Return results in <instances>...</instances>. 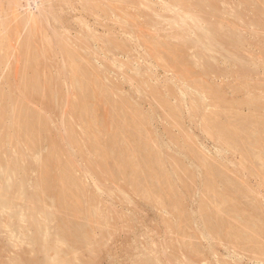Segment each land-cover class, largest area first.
Masks as SVG:
<instances>
[{
	"label": "rangeland",
	"instance_id": "374dc122",
	"mask_svg": "<svg viewBox=\"0 0 264 264\" xmlns=\"http://www.w3.org/2000/svg\"><path fill=\"white\" fill-rule=\"evenodd\" d=\"M139 1L0 0V175L11 158L24 170L15 177L24 192L13 191L6 210L0 198V264H44L45 256L51 264H264V0ZM189 13L199 25L222 23L221 34L231 29L242 40L234 47L220 36L222 49L209 52L206 73L192 29L179 35V17L192 25ZM185 37L194 53L182 47ZM76 78L93 79L94 88L85 94L89 84L79 88ZM36 115L43 127H35ZM64 169L71 179L60 191L52 176ZM7 183L1 180L0 189ZM30 192L40 195L37 205L47 212L32 209L40 230L27 220ZM36 230L45 241L62 240L44 255L32 242Z\"/></svg>",
	"mask_w": 264,
	"mask_h": 264
},
{
	"label": "bare ground",
	"instance_id": "6f19581e",
	"mask_svg": "<svg viewBox=\"0 0 264 264\" xmlns=\"http://www.w3.org/2000/svg\"><path fill=\"white\" fill-rule=\"evenodd\" d=\"M138 1H139V0H138ZM141 1H143V0H141ZM146 1L148 2V0H146ZM169 1L171 2L172 0H169ZM144 2H145V0H144ZM173 2H174V3L177 2V5L179 4L178 6H182V1H181V0H174ZM173 2H172V4H173ZM262 2H263V0H262ZM139 3H140V1H139ZM146 4H147V3H146ZM146 4H145V7H146ZM168 4H169V3H168ZM261 4H262V3H261ZM140 5H141V4H140ZM169 5H170V4H169ZM169 5H168L167 7H169ZM147 6H149V5H147ZM173 6L175 7V5H173ZM171 7H172V5H171ZM171 7H169V9H170ZM142 8H143V10H144V7H142ZM177 8H178V7H177ZM167 9H168V8H167ZM169 9H168V11H169ZM175 9H176V8H175ZM145 10H147V9L145 8ZM176 10H177V9H176ZM171 11H172V8L170 9V12H171ZM219 11H220V10H219ZM173 12H174V10H173ZM175 12H176V11H175ZM175 12H174V13H175ZM212 12H213V11H212ZM180 13H181V12H180ZM171 14H172V12H171ZM178 14H179V13H178ZM186 14H187V13H186ZM176 15H177V14H176ZM176 15H175V16H176ZM189 15H190V13H189ZM183 16H184V14H183ZM170 17H171V16H169V18H170ZM172 17H174V16H172ZM172 17H171V19H173ZM176 17H177V16H176ZM188 17H190L189 20L192 21V25L190 24L191 26H190V27L188 26L189 29L186 27V24L189 25V24L187 23L188 20H187V22H185V18L183 19L182 17H179V18H180V19H179V18L177 17V19H179V20L181 21V22H179V24L181 23V26H179V28L181 27V28H180V29H181V32H179L180 30H179L178 32H179V35H182V37H184L185 35H186V36L189 35V33L191 32L190 28L192 29V33H193L194 35H193L192 33H191V35H192V36H195V38L191 36L192 39L194 38V39H193V40H194V42H193V44H194L193 48L196 46L195 49H196V51L198 52V53H197L198 56H199L200 58H203V60H204V62H203V67L200 65V66H201L200 68H203V69L201 70V71H202L201 73H206L207 70H208V69L210 68V66H211V61H210L211 59L209 58V57H210L209 52H211L212 50H213V51H214V50H218V46L220 45V41L222 40V38H221L220 36L224 35V36H223V38H224L225 35H226V33L221 34V32H223L224 30H222V29H221L222 26H220V25H218V24H222V23H219V22H218L217 24L214 23L213 25H208V26L205 25L206 27H204V25L202 26L201 23H200L201 26L199 25V19H198L199 17L196 18V17L194 16L193 13H192L190 16H188ZM167 18H168V17H167ZM171 19H170V20H171ZM238 20H239V19H238ZM172 21H173V20H171V23H172ZM177 21H178V20H177ZM173 22H174V23L176 22L175 18H174V21H173ZM182 22L185 23V27H186V28L183 27L184 24H183ZM260 22H261V21H260ZM33 23H34V21H33ZM174 23H173V24H174ZM177 23H178V22H177ZM258 23H259V22H258ZM262 23H263V22H262ZM182 24H183V25H182ZM177 27H178V26H177ZM33 28H34V27H33ZM222 28H223V27H222ZM223 29H224V28H223ZM221 30H222V31H221ZM230 30H231V29H230ZM230 30L228 31V35H226V36H228L227 38L230 39V43H231L234 47H237V46H239L240 42L242 41V40H241V37H240L239 35H235V34L233 33V31H230ZM234 32H235V31H234ZM55 33H56V32H55ZM183 33H184L185 35H184ZM175 34H176V33H175ZM236 34H237V32H236ZM183 35H184V36H183ZM177 37H178V36H177ZM191 37L189 36V38H191ZM27 38H28V36H27ZM186 38H187V40L189 39L188 37H185V39H184L185 42L182 43V47H184L185 49H186V47L188 48V47L190 46V44L192 45V42H191V41L189 42V43H190L189 45L187 44V42H186ZM182 39H183V38H182ZM26 40H27V39H26ZM80 40H81V39H80ZM27 41H28V40H27ZM27 41H26V42H27ZM82 41H83V40H82ZM182 41H183V40H182ZM226 41H227V40H226ZM45 44H46V43H45ZM68 44H69V43H68ZM165 44H167V41H166ZM168 44H169V43H168ZM222 44H223V43H222ZM227 44H228V43H227ZM174 45H175V44H174ZM174 45H172L171 48H169L168 45H167V47L169 48V51H171V53H172V52H175L174 49H176V46H174ZM187 45H188V46H187ZM164 46H165V45H164ZM221 46H222V45H221ZM69 47H71V46L69 45ZM161 47H162V46H161ZM172 47H174V49H173ZM182 47H181V50L184 49V48H182ZM219 47H220V46H219ZM234 47H233V48H234ZM158 48H159V47H158ZM177 48H178V47H177ZM189 48H191V47H189ZM189 48H188V49H189ZM193 48H191V50H190L191 52L195 51ZM220 48H221V47H220ZM238 48H239V47H238ZM30 49H31V48H30ZM185 49H184V50H185ZM221 49H222V48H221ZM221 49H220V50H221ZM32 50H33V49H32ZM184 50H182V51H184ZM192 50H193V51H192ZM220 50H219V51H220ZM234 50H235V49H234ZM60 51H61V50H60ZM153 51H154V50H153ZM176 51H178V50L176 49ZM182 51H181V52H182ZM237 51H238V50H237ZM165 52H166V50H165ZM165 52H164V53H165ZM39 53H40V52H39ZM167 53H168V52H167ZM178 53H179V51H178ZM193 53H194V52H193ZM195 53H196V52H195ZM211 53H212V52H211ZM217 53H218V52H217ZM41 54H42V53H41ZM172 54H173V53H172ZM175 54H177V53H175ZM215 54H216V52H215ZM223 54H224V53H223ZM226 54H227V53H226ZM233 54H234V53H233ZM153 55H154V54H153ZM158 55H159V54H158ZM177 55H178V54H177ZM179 55H180V54H179ZM181 55H184V52L181 53ZM193 55H194V54H193ZM193 55H192V57L195 56V55H194V56H193ZM216 55H217V54H216ZM229 55H231V54H229ZM37 56H39V55H37ZM156 56H157V55H156ZM196 56H197V55H196ZM196 56H195V58H196ZM231 56H232V55H231ZM231 56H230V57H231ZM233 56H234V55H233ZM233 56H232V57H233ZM158 57H160V56H158ZM158 57H157V58H158ZM169 57H170V56H169ZM232 57H231V58H232ZM236 57H237V56H236ZM236 57H234V58H236ZM195 58H194V59H195ZM239 58H240V57H239ZM189 59H191V58H189ZM189 59H188V60H189ZM212 59H213V58H212ZM236 59H238V58H236ZM162 60H164V59H162ZM171 60H172V59H171ZM195 60H196V59H195ZM198 60H199V59L197 58L196 62H197ZM71 61H73V60H71ZM232 61H233V60H232ZM251 61H252V60H251ZM166 62H167V61H166ZM180 62H181V61H180ZM182 62H183V61H182ZM184 62H185V61H184ZM194 62H195V61H194ZM200 62H201V61H200ZM243 62H244V61H243ZM255 62H256V61H255ZM70 63H71V62H69V64H70ZM161 63H162V61H161ZM186 63H187V62H186ZM215 63H216V61H215ZM234 63H235V62H234ZM241 63H242V61H241ZM253 63H254V62H253ZM72 64H73V63H72ZM165 64H166V63H165ZM176 64H177V63H176ZM189 64H190V63H189ZM197 64L199 65L198 62H197ZM238 64H239V62H238ZM238 64H237V65H238ZM170 65L172 66V64H169V66H170ZM173 65H174V64H173ZM177 65H178V64H177ZM182 65H183V64H182ZM194 65H195V63H194ZM216 65H217V64H216ZM254 65H255V64H254ZM75 67H76V66H75ZM26 68H27V67H26ZM69 68H71V67L69 66ZM190 68H191V67H190ZM99 69H100V68H99ZM185 69H186V68H185ZM185 69H184V70H185ZM191 69H192V68H191ZM180 70H181V69H180ZM180 70H179V71H180ZM212 70H213V69H212ZM72 71H73V70H72ZM74 71H75V70H74ZM187 71H190L189 68H188ZM32 72H33V71H32ZM88 72H89V71H87L86 74H88ZM181 72H182V71H180V73H181ZM184 72L186 73V71H184ZM208 72H209V71H208ZM224 72H225V71H224ZM96 73H97V72H96ZM96 73H95V74H96ZM178 73H179V72H178ZM180 73H179V74H180ZM185 73H183V75H185ZM56 74H57V73H56ZM95 74H94V75H95ZM26 75H27V74H26ZM59 75H60V74H59ZM80 75H81V74H80ZM92 75H93V74H92ZM92 75H89V76L86 75L85 78H88V77H90V76L92 77ZM177 75H178V74H177ZM180 75H181V74H180ZM189 75L191 76V74H189ZM196 75H197V74H196ZM187 76H188V75H187ZM79 77H80V76H79ZM83 77H84V76H83ZM69 78H70V77H69ZM77 78H78V77H77ZM77 78H76V79H77ZM99 78H100V77H99ZM181 78L183 79V76H182ZM184 78H185V77H184ZM198 78H199V77H198ZM32 79H33V78H32ZM93 79H95V77H94ZM93 79H92V80H93ZM185 79H186V78H185ZM190 79H191V78H190ZM196 79H197V78H196ZM88 80H89V79H88ZM90 80H91V79H90ZM90 80H89V82L86 81L85 83H87V84L91 83L92 80H91V81H90ZM193 80H194V78H193ZM193 80H192V81H193ZM200 80H201V78H200ZM200 80H198L197 83H199ZM38 81H39V79H38ZM56 81H57V80H56ZM71 81H72V80H71ZM77 81H78L77 84L79 85V86H78L79 88H82V89H83V88L87 85V84H84L83 82H80V81H83L82 79H81V80L77 79ZM77 81H76V82H77ZM93 81L96 82V79L93 80ZM47 83H48V82H47ZM82 83H83L85 86L82 85ZM101 83H102V82H101ZM194 83H195V81H194ZM202 83H204V82L202 81ZM202 83H200V84L202 85ZM205 83H206V82H205ZM93 84H94V83H93ZM42 85H43V84H42ZM62 85H63V84H62ZM81 85H82V86H81ZM98 85H99V84H98ZM203 85H208V83H207V84H203ZM44 86H46V85H44ZM83 86H84V87H83ZM88 86L90 87V84L87 85V88H88V89H85V90H86V93H85V94L90 93V92L88 91V90H89V87H88ZM96 86H97V85H96ZM164 86H165V85H164ZM198 86H199V85H198ZM208 86H209V85H208ZM25 87H26V86H25ZM91 87H92V85H91ZM91 87H90V88H91ZM169 87H170V86H169ZM182 87H183V86H182ZM201 87H202V86H201ZM201 87H200V88H201ZM13 88H14V86H13ZM92 88H94V87H92ZM96 88H98V87H96ZM165 88H166V87H165ZM165 88H164V89H165ZM50 90H52V89H50ZM106 90H107V89H106ZM108 90H109V89H108ZM209 90H210V89H209ZM209 90H207V91H209ZM90 91H92V93H96L97 91L99 92V90H97V89H96V92H95V89H94V92H93V89H90ZM167 91H168V90H167ZM87 92H88V93H87ZM0 93H1V91H0ZM92 93H91V94H92ZM218 93H219V92H218ZM106 94H107V93H106ZM220 94H221V93H220ZM96 95H98V94H96ZM103 95H104V94H103ZM211 95H212V94H211ZM86 96H87V95H85L84 97H86ZM90 96H91V95H90ZM99 96H101V94H100ZM105 96H106V95H105ZM92 97H93V96H92ZM3 98H4V96H3ZM14 98H15V97H14ZM14 98H13V99H14ZM103 98H104V97H103ZM219 98H221V97H219ZM60 99H61V98H60ZM94 99H95V97H94ZM98 99H99V98H98ZM125 99H126V98H125ZM215 99H218V98H215ZM51 100H52V99H51ZM221 100L223 101V99H221ZM224 100H225V99H224ZM84 101H86V100H83V102H84ZM163 101H164V100H163ZM14 102H15V101H14ZM17 102H18V101H17ZM19 102H20V101H19ZM47 102H48V101H47ZM79 102H81V101H79ZM215 102H216V101H215ZM85 103H86V102H85ZM90 104H91V103H90ZM169 104H170V103H169ZM217 104H218V103H217ZM219 104H220V103H219ZM85 105L87 106V104H85ZM17 107H19V104H18ZM1 108H2V107H1ZM87 108H88V107H87ZM100 108H101V107H100ZM120 108H121V107H120ZM132 108H133V106H132ZM255 108H256V107H255ZM82 109H83V108H82ZM137 109H138V108H137ZM83 110H84V109H83ZM85 110H86V109H85ZM89 111H90V110H89ZM94 111H95V110H94ZM94 111H93V112H94ZM75 112H76V111H75ZM119 112H121V111H119ZM124 112H125V110H124ZM224 112H225V111H224ZM254 112H255V111H252V114H253ZM84 113H86V112H84ZM122 113H123V112H122ZM122 113H121V114H122ZM136 113H138V112H136ZM177 113H178V112H177ZM255 113H256V112H255ZM257 113H258V111H257ZM15 114H16V113H15ZM28 114H30V113H28ZM127 114H128V113H127ZM225 114H227V113H225ZM76 115H77V114H76ZM88 115H89V114H88ZM133 115H134V114H133ZM15 116H16V115H15ZM30 116H31V115H30ZM78 116H79V115H78ZM122 116H123V114H122ZM140 116H141V115H140ZM173 116H174V115H173ZM214 116H216V115H214ZM227 116H228V114H227ZM252 116H253V118H254L255 115H252ZM252 116H251V117H252ZM87 117H88V116H87ZM91 117H92V115H91ZM125 117H126V115H125ZM125 117H124V118H125ZM128 117H130V116H128ZM132 117H133L132 119L134 120V116H132ZM216 117H217V116H216ZM28 118H29V116H28ZM101 118H102V117H101ZM217 118H218V117H217ZM22 119H23V117H22ZM30 119H32V118H30ZM88 119H89V118H88ZM91 119H92V118H91ZM96 119H97V118H96ZM129 119H131V118H129ZM139 119H140V118H139ZM19 120H20V119H19ZM54 120H55V119H54ZM83 120H84V119H83ZM93 120H94V118H93ZM133 120H132V121H133ZM143 120H144V119H143ZM145 120H146V119H145ZM213 120H214V119H213ZM254 120H255V119H254ZM256 120H257V119H256ZM24 121H25V119H24ZM28 121H29V120H28ZM42 121H43V120H42ZM42 121H41V119L36 115V116H35V120L33 121V122H35V123L37 124V126H35V127L37 128L38 125L40 124V122H41L42 125H43V122H44V121H43V122H42ZM67 121H68V120H67ZM67 121H66V122H67ZM132 121H131V122H132ZM172 121H173V119H172ZM202 121H203V120H202ZM209 121H210V120H209ZM231 121H232V120H231ZM244 121H245V120H244ZM30 122H31V121H30ZM82 122H83V121H82ZM113 122H115V121H113ZM136 122H138V121H136ZM140 122H142V121H140ZM252 122H253V121H252ZM14 123H15V121H14ZM68 123H69V122H68ZM92 123H93V122H92ZM106 123H107V122H106ZM143 123H144V122H143ZM210 123H211V122H210ZM248 123H249V122H248ZM18 124H19V123H18ZM44 124H45V123H44ZM46 124H47V123H46ZM86 124H87V123H86ZM94 124H95V123H94ZM94 124H92V125H94ZM110 124H111V123H110ZM133 124H134V123H133ZM146 124H147V123H146ZM213 124H214V123H213ZM20 125H21V124H20ZM40 125H41V124H40ZM42 125H41V127L44 126V125H43V126H42ZM114 125H115V123H114ZM114 125H113V126H114ZM130 125H131V124H130ZM138 125H139V124H138ZM211 125H212V123H211ZM240 125H242V124H240ZM248 125H250V124H248ZM248 125H247V126H248ZM255 125H256V124H255ZM94 126H95V125H94ZM98 126H99V125H98ZM135 126H137V123H135ZM30 127H31V126H30ZM35 127L33 126V130H36V132H37L38 129H36ZM109 127H110V126L108 125V129H109ZM137 127H138V126H137ZM140 127H141V126H140ZM262 127H263V125H262ZM17 128H19V127H17ZM39 128H40V127H39ZM82 128H83V127H82ZM86 128H88V127H86ZM103 128L105 129L104 126H103ZM125 128H126V127H125ZM230 128H231V127H230ZM232 128H233V127H232ZM246 128H247V127H246ZM263 128H264V127H263ZM20 129H21V128H20ZM95 129H96V128H95ZM99 129H100V128H99ZM118 129H120V128H118ZM123 129H124V127H123ZM134 129H136V128H134ZM241 129H242V128H241ZM249 129H250V128H249ZM249 129H248V130H249ZM251 129H253V128H251ZM257 129L259 130V128H257ZM41 130H42V129H41ZM67 130H68V129H67ZM81 130H83V129H81ZM87 130H88V129H87ZM114 130H115V129H114ZM226 130H227V128H226ZM246 130H247V129H246ZM258 130H257V131H258ZM105 131L108 132V130H105ZM109 131H110V130H109ZM123 131H124V130H123ZM227 131H228V130H227ZM238 131H239V130H238ZM25 132H26V131H25ZM39 132H40V131H39ZM100 132H101V131H100ZM138 132H139V131H138ZM228 132H229V131H228ZM230 132H231V131H230ZM261 132H263V131H261ZM40 133H41V132H40ZM73 133H74V131H73ZM126 133H127V132H126ZM150 133H151V132H150ZM215 133H216V131H215ZM90 134H91V133H90ZM219 134H220V133H219ZM230 134H231V133H230ZM239 134H242V133L239 132ZM260 134H261V133H260ZM32 135H33V134H32ZM98 135H99V134H98ZM111 135H112V134H111ZM228 135H229V134H228ZM236 135H237V133H236ZM255 135H256V134H255ZM257 135H258V136H257ZM257 135H256V137L258 138L257 141H259V140L261 139V137H260L259 134H257ZM0 136H1V134H0ZM95 136H96V135H95ZM109 136H110V135H109ZM125 136H126V135H125ZM216 136L218 137V135H216ZM238 136H239V135H238ZM112 137H113V136H112ZM123 137H124V136H123ZM150 137H151V136H150ZM207 137H208V136H207ZM219 137H220V136H219ZM221 137H222V136H221ZM242 137H244V134H243ZM248 137H250V136H248ZM248 137H247V138H248ZM108 138H109V137H108ZM209 138H210V137H209ZM213 138H214V137H213ZM227 138H229V137H227ZM8 139H9V138H8ZM100 139H101V138H100ZM100 139H98V140H100ZM110 139H111V138H110ZM124 139H125V138H124ZM183 139H184V138H183ZM192 139H193V138H192ZM223 139H224V138H223ZM223 139H222V140H223ZM232 139H234V138H232ZM235 139H236V137H235ZM241 139H242V138H241ZM263 139H264V138H262L261 140H263ZM9 140H10V139H9ZM96 140H97V139H96ZM120 140L122 141V139H120ZM120 140H119V141H120ZM186 140L188 141V138H187ZM217 140H218V139H217ZM247 140H248V139H247ZM255 140H256V139H255ZM119 141H118V142H119ZM146 141H147V140H146ZM146 141H145V142H146ZM219 141H220V140H219ZM249 141H251L250 138H249ZM63 142H64V140H63ZM116 142H117V141H116ZM122 142H123V141H122ZM122 142H121V143H122ZM223 142H224V141H223ZM225 142H226V141H225ZM239 142H240V141H239ZM35 143H36V142H35ZM38 143H39V142H38ZM110 143H111V142H109V144H110ZM146 143H147V142H146ZM184 143H185V142H184ZM220 143H222V142L220 141ZM226 143H227V142H226ZM226 143H225V145H227V144L231 145L229 142H228L227 144H226ZM234 143H235V142H234ZM257 143H258V142H256V144H257ZM96 144H97V143H96ZM96 144H95V145H96ZM116 144H117V143H116ZM116 144H115V145H116ZM126 144H127V141H126ZM222 144H223V143H222ZM252 144H253V142H252ZM252 144H251V145H252ZM259 144H262V143H260V141H259ZM105 145H108V140H106V144H105ZM122 145H123V144H121V146H122ZM124 145H125V143H124ZM127 145H128V144H127ZM127 145H125V147H127ZM143 145H144V142H143ZM193 145H194V144H193ZM229 145H228V146H229ZM236 145H239V143H237ZM253 145H254V144H253ZM30 146H32V145L30 144ZM119 146H120V145H119ZM119 146H118V148H119ZM129 146H130V145H129ZM146 146H147V145H146ZM190 146H192V145H190ZM106 147L109 148L110 146H109V147L106 146ZM106 147H104V149L101 151V152H102L101 154H102L104 157H105V156L107 157V154H108V151H109V149H108V150H105ZM112 147H113V146H112ZM112 147H111V148H112ZM125 147H123L124 150H125ZM144 147H145V146H144ZM155 147H156V146H155ZM155 147H154V148H155ZM192 147H193V146H192ZM229 147H230V146H229ZM231 147H232V146H231ZM249 147H251V146H249ZM261 147H263V146H261ZM111 148H110V149H111ZM113 148H114V147H113ZM113 148H112V149H113ZM131 148H132V147H131ZM131 148H130V150H131ZM136 148H137V146H136ZM149 148H150V147H149ZM149 148H148V149H149ZM227 148H228V147H227ZM93 149H95V148H93ZM100 149H101V147H100ZM120 149H121V148H120ZM120 149H119V150H120ZM126 149H128V147H127ZM146 149H147V148H146ZM194 149H195V148H194ZM231 149H232V148H231ZM234 149H235V148H234ZM248 149H250V148H248ZM248 149H247V150H248ZM259 149H260V148H259ZM262 149H263V148H262ZM29 150H30V148H29ZM47 150H48V149H47ZM50 150H52V148H51ZM134 150H135V147H134ZM134 150H133V151H134ZM136 150H138V149H136ZM144 150H145V149H144ZM250 150H251V149H250ZM252 150H253V149H252ZM0 151H1V150H0ZM31 151H32V150H31ZM48 151H49V150H48ZM98 151H100V150H98ZM150 151H151V149H150ZM150 151H149V152H150ZM154 151H155V150H154ZM157 151H158V150H157ZM188 151H189V150H188ZM193 151H194V150H193ZM193 151H191V152H193ZM195 151H196V150H195ZM235 151H236V150H235ZM235 151H234V152H235ZM255 151H256V150H255ZM257 151H258V150H257ZM131 152H132V150H131ZM134 152H135V151H134ZM134 152H132V153H134ZM155 152H156V151H155ZM241 152H242V151H241ZM248 152H249V151H248ZM251 152H252V151H251ZM251 152H250V153H251ZM253 152H254V151H253ZM49 153H51V152L49 151ZM120 153H122V152H120ZM123 153H124V152H123ZM126 153H127V152H126ZM135 153H136V152H135ZM137 153H138V151H137ZM137 153H136V154H137ZM151 153L153 154V152H151ZM198 153H200V152H198ZM198 153H197V154H198ZM17 154H18V153H17ZM52 154H54V153H52ZM138 154H139V153H138ZM147 154H148V153H147ZM195 154H196V153H195ZM201 154H202V153H201ZM204 154H205V153H204ZM239 154H240V153H239ZM55 155H56V154H55ZM122 155H123V154H122ZM130 155L133 156L134 154H130ZM156 155H157V154H156ZM202 155H203V154H202ZM202 155H201V156H202ZM256 155H257V154H256ZM47 156H48V155H47ZM103 156H102V157H103ZM108 156H109V155H108ZM119 156H121V155H119ZM132 156H129L130 159H131ZM134 156H135V155H134ZM30 157H31V156H30ZM49 157H50V156H49ZM58 157H59V156H58ZM106 157H105V158H106ZM175 157H176V156H175ZM196 157H197V156H196ZM253 157H255V156H253ZM253 157H252V159H253ZM50 158H51V157H50ZM50 158H49V159H50ZM167 158H168V157H167ZM197 158H198V157H197ZM204 158H205V157H204ZM238 158H240V157H238ZM257 158H258V156H257ZM7 159H9V158H7ZM12 159H14V158H11V162L5 163V164H7V165H6V167H4V170H3V168H2L3 171L1 172L2 174L0 175V176H1V177H0V182H1V180H2V182H5V181L8 182V183H7V184H8V187L6 188V186H5L6 190L3 189V188H4V186H3L4 184L2 185L3 187L1 186V189H0V195H1L0 198H3V199H4V200H3V199H2V200L4 201L3 205L6 206V208L4 207L5 210L8 209L7 207L10 205V202H11L10 199H11V196H12V194H13V191H15V190H16V191H20V188H17L18 185H16V184H18V183H16V180H17V179H15V177H18L17 174L22 170V167H20V166H21L20 164H19V166H18V163H16V161H14L15 163H12ZM40 159H41V158H40ZM45 159H47V158H45ZM98 159H99V158H98ZM144 159H145V158H144ZM146 159H147V158H146ZM207 159H209V158H207ZM258 159H259V158H258ZM3 160H4V159H1V161H3ZM9 160H10V159H9ZM17 160H18V159H17ZM102 160H103V159H102ZM118 160H120V159H118ZM127 160H129V159H127ZM131 160H132V159H131ZM133 160L136 161L135 158H133ZM203 160H204V159H203ZM203 160H202V162L207 161V160H205V161H203ZM33 161H34V160H33ZM55 161H56V160H55ZM104 161H105V160H104ZM121 161H123V162L125 163L124 159H122ZM135 161H134V162H135ZM211 161H212V160H211ZM6 162H7V161H6ZM57 162H58V161H57ZM100 162H101V161H100ZM123 162H120L121 164L119 163V165L121 166V165L123 164ZM126 162H127V161H126ZM143 162H144V161H143ZM160 162H161V161H160ZM207 162H208V161H207ZM62 163H63V162H62ZM130 163H131V161H130ZM145 163H147V162H145ZM173 163H175L174 160H173ZM198 163H199V162H198ZM263 163H264V162H263ZM1 164H2V163H1ZM16 164H17V165H16ZM152 164H153V163H152ZM155 164H156V163H155ZM158 164H159V163H158ZM200 164H201V163H200ZM208 164H209V163H208ZM52 165H53V164H52ZM114 165H115V164H114ZM119 165H118V166H119ZM124 165H125V164H124ZM132 165H134V164H132ZM135 165H136V164H135ZM162 165H163V164H162ZM201 165H202V164H201ZM2 166H5V165L2 164ZM58 166H59V165H58ZM62 166H63V165H62ZM116 166H117V165H116ZM122 166H123V165H122ZM128 166H129V165H128ZM128 166L125 165V167H127V168H128ZM140 166H141V165H140ZM183 166H184V165H183ZM203 166H204V165H203ZM205 166H206V165H205ZM238 166H239V165H238ZM24 167H25V166H24ZM52 167H53V166H52ZM55 167H56V166H55ZM96 167H97V166H96ZM130 167H131V166H130ZM0 168H1V165H0ZM63 168H64V167H63ZM65 168L67 169V167H65ZM121 168H122V167H121ZM121 168H120V169H121ZM133 168H134V167H133ZM160 168H161V167H160ZM164 168H165V167H164ZM164 168H162V169H164ZM173 168H174V167H173ZM207 168H209V167H207ZM56 169H57V168H56ZM116 169H117V168H116ZM120 169H119V171H121ZM64 170H65V169H64ZM64 170H63V171H64ZM106 170H107V169H106ZM110 170H111V169H110ZM122 170H123V168H122ZM0 171H1V170H0ZM23 171H24V170H23ZM23 171H21V172L23 173ZM63 171H62V173H63ZM65 171H67V170H65ZM183 171H184V170H183ZM47 172H48V171H47ZM55 172H56V171H55ZM101 173H102V172H101ZM151 173H152V172H151ZM154 173H155V172H154ZM161 173H162V171H161ZM212 173H213V172H212ZM43 174H44V173H43ZM106 174H107V172H106ZM108 174H109V173H108ZM121 174H122V173H121ZM140 174H141V173H140ZM204 174H205V173H204ZM59 175H60V176H57V177H56V176H52V178H54V180H55V179H58V182H59V189H60V191H64V190H66V189L68 190L69 188L67 187L66 183L69 184L67 181L71 179L70 176H69V172L67 171L66 174H65V173H63V174L59 173ZM122 175H123V174H122ZM153 175H154V174H153ZM155 175H156V173H155ZM218 175H219V173H218ZM19 176H22V177L25 178V175L23 176V175H21V173L19 174ZM124 176H125V175H124ZM133 176H134V175H133ZM136 176H137V175H136ZM140 176H141V175H140ZM146 176H147V175H146ZM187 176H188V175H187ZM108 177H109V176H108ZM138 177H139V176H138ZM204 177H206V176H204ZM210 177H211V175H210ZM221 177H222V176H221ZM41 178H43V177H41ZM44 178H45V176H44ZM157 178H158V177H157ZM163 178H164V177H163ZM196 178H198V177L196 176ZM48 179H49V178H48ZM149 179H150V178H149ZM155 179H156V178H155ZM164 179H165V178H164ZM189 179H190V178H189ZM222 179H223V178H222ZM4 180H5V181H4ZM19 180L21 181V180H23V179H21V177H20ZM24 180H25V179H24ZM39 180H40V179H39ZM138 180H139V179H138ZM141 180H142V179H141ZM156 180H157V179H156ZM165 180H166V179H165ZM203 180H204V179H203ZM43 181H45V179H44ZM81 181H82V180H81ZM93 181H94V180H93ZM131 181H132V180H131ZM163 181H164V180H163ZM214 181H215V180H214ZM219 181H220V180H219ZM38 182H39V181H38ZM38 182H37V183H38ZM70 182H71V181H70ZM137 182H138V181H137ZM157 182H158V181H157ZM169 182H170V181H169ZM19 183H22V181L19 182ZM23 183H24V184H23ZM23 183H22V185H25V182H23ZM39 183H40V182H39ZM53 183H54V181H53ZM72 183H73V182H72ZM139 183H140V182H139ZM204 183H205V182H204ZM44 184H45V183H44ZM131 184H132V183H131ZM163 184H164V183H163ZM167 184H168V183H167ZM15 185H16V187H15ZM19 185H20V184H19ZM36 185H37V184H36ZM38 185H39V184H38ZM113 185H114V184H113ZM136 185H137V184H136ZM147 185H150V184H147ZM157 185H158V184H157ZM206 185H207V184H206ZM220 185H221V184H220ZM159 186H160V185H159ZM202 186H204V185L202 184ZM216 186H217V185H216ZM221 186H222V185H221ZM18 187H21V186H18ZM33 187H34V186H33ZM66 187H67V188H66ZM79 187H81V185H80ZM147 187H148V186H147ZM150 187H151V186H150ZM164 187H165V186H164ZM15 188H16V189H15ZM36 188H37V186H36ZM41 188H43L42 185L38 188V190L41 189ZM76 188H77V187H76ZM158 188H159V187H158ZM207 188H208V187H207ZM2 189H3V190H2ZM25 189H27V186H26ZM28 189H30V188H28ZM33 189H34V188H33ZM151 189H152V188H151ZM167 189H168V188H167ZM167 189H166V190H167ZM208 189H210V188H208ZM216 189H217V188H216ZM22 190H23V189L21 188V191H22ZM30 190H31V189H30ZM35 190H37V189H35ZM35 190H33L32 192H37V191H35ZM56 190H57V189H56ZM222 190H223V189H222ZM21 191H20V192H21ZM109 191H110V190H109ZM153 191H154V190H153ZM206 191H207V190H206ZM23 192H24V190H23ZM43 192H44V191H43ZM110 192H112V191H110ZM146 192H147V191H146ZM160 192H161V191H160ZM168 192H169V191H168ZM173 192H174V191H173ZM211 192H212V190H211ZM25 193H26V191H25ZM25 193H23V194L25 195ZM30 193H31V192H30ZM117 193H118V192H117ZM170 193H171V192H170ZM204 193H205V190H204ZM204 193H203V194H204ZM226 193H227V192H226ZM21 194H22V193H21ZM31 194H33V195H31ZM31 194H30L29 196H26V197H27V200H26V201L29 202V207H30V209H31V210H32V209H33V210H40L41 213H42V212L45 213L46 210H43L42 207H40L39 205H37V203L41 204V202H40V201H41V200H40V195H37L38 193H37V194H36V193H31ZM42 194H43V193H42ZM63 194H64V196H65L67 193H63ZM63 194H62V195H63ZM71 194H72V193H71ZM83 194H84V193H83ZM156 194H157V191H156ZM159 194H160V193H159ZM171 194H172V193H171ZM211 194H212V193H211ZM214 194H215V193H214ZM223 194H224V193H223ZM231 194H232V193H231ZM10 195H11V196H10ZM24 195L21 196V195L18 194L19 197H24ZM68 195H69V194H68ZM85 195H86V194H85ZM95 195H97V193H96ZM187 195H188V194H187ZM224 195H226V194H224ZM229 195H230V194H229ZM13 196H15V194H14ZM41 196H42V195H41ZM45 196H46V195H45ZM143 196H144V195H143ZM152 196H153V195H152ZM71 197H72V196H71ZM74 197H75V196H74ZM74 197H73V198H74ZM88 197H89V196H88ZM213 197H214V196H213ZM225 197H226V196H225ZM12 198H13V197H12ZM15 198H17V197L15 196ZM66 198H67V196H66ZM77 198H79V197H77ZM147 198H148V196H147ZM21 199L24 200V198H21ZM119 199H120V198H119ZM162 199H163V198H162ZM162 199H161V200H162ZM167 199H168V198H167ZM212 199H213V198H212ZM217 199H218V198H217ZM0 200H1V199H0ZM17 200H18V199H17ZM59 200H60V199H59ZM77 200H78V199H77ZM93 200H94V199H93ZM156 200H157V199H156ZM3 201H2V202H3ZM14 201H15V200H13L12 202L14 203ZM21 201H22V200H21ZM24 201H25V200H24ZM61 201H62V200H61ZM67 201H68V200H67ZM70 201H71V200H70ZM120 201H121V200H120ZM157 201H158V200H157ZM169 201H171V199H170ZM172 201H173V200H172ZM213 201H214V199H213ZM231 201H232V200H231ZM42 202H43V201H42ZM59 202H60V201H59ZM81 202H82V201H81ZM91 202H92V201H91ZM91 202H90V203H91ZM176 202H177V201H176ZM13 203H11V204H13ZM25 203H26V202H25ZM61 203H62V202H61ZM82 203H83V202H82ZM98 203H99V202H98ZM98 203H97V204H98ZM101 203H102V202H101ZM157 203H159V202H157ZM217 203H219V202H217ZM0 204H2V203H0ZM45 204H46V203H45ZM72 204H73V203H72ZM97 204H96V205H97ZM167 204H168V203H167ZM220 204H222V203H220ZM3 205H2V206H3ZM16 205H17V204H16ZM16 205H14V206H16ZM26 205H27V204H26ZM99 205H100V204H99ZM169 205H170V203H169ZM177 205H178V203H177ZM11 206H12V205H11ZM14 206H13V208H14ZM68 206H69V205H68ZM68 206H67V207H68ZM76 206H77V205H76ZM78 206H79V205H78ZM80 206H81V204H80ZM91 206H92V205H91ZM154 206H155V205H154ZM157 206H158V205H157ZM221 206H222V205H221ZM223 206H224V205H223ZM223 206H222V207H223ZM17 207H18V206H17ZM17 207H16V208H17ZM20 207H21V206H20ZM24 207H25V206H24ZM29 207H28V205H27V208H28L27 211L29 212V214H28V215L25 214V215L27 216V218H28L27 220H29V223H30L31 225H33V226L30 225L29 227H34V224H36V223H34V220L36 219V216L33 217V216H34V212H33V210H32V212H33V213H32V212L30 211ZM56 207H57V206H56ZM69 207H70V206H69ZM96 207H98V206H96ZM174 207H175V206H174ZM174 207H173V208H174ZM232 207H233V206H232ZM235 207H236V206H235ZM0 208H2V207L0 206ZM21 208H22V207H21ZM65 208H66V207H65ZM85 208H86V207H85ZM11 209H12V208H11ZM44 209H45V208H44ZM67 209H68V208H67ZM98 209H99V208H98ZM220 209H221V208H220ZM223 209H224V208H223ZM42 210H43V211H42ZM69 210H71V209H69ZM226 210H227V209H226ZM237 210H238V209H237ZM13 211H16V212L18 211V213L20 214V208L14 209ZM81 211L83 212V210H81ZM93 211H94V209H93ZM98 211H99V210H98ZM101 211H102V210H101ZM104 211H105V210H104ZM176 211H177V210H176ZM235 211H236V210H235ZM241 211H242V210H240V211H238V212L240 213ZM30 212H31V213H30ZM35 212H36V211H35ZM95 212H96V211H95ZM179 212H180V211H179ZM213 212H214V211H213ZM216 212H217V211H216ZM236 212H237V211H236ZM12 213H13V212H11V214H12ZM23 213H24V211H23ZM25 213H27V212H25ZM71 213H72V212H71ZM71 213H70V214H71ZM96 213H98V212H96ZM11 214H10V215H11ZM19 214H17L18 217L20 216ZM32 214H33V215H32ZM38 214H39V213H38ZM46 214H47V212H46ZM107 214H108V213H107ZM109 214H110V213H109ZM184 214H185V213H184ZM13 215H15V214H13ZM40 215H42V214H40ZM55 215H56V214H55ZM89 215H90V214H89ZM220 215H221V214H220ZM240 215H241V214H240ZM11 216H12V215H11ZM38 216H39V215H38ZM38 216H37V217H38ZM44 216H45V215H44ZM48 216H49V215H48ZM99 216H100V215H99ZM110 216H111V215H110ZM7 217H8V216H7ZM23 217H24V214H23ZM93 217H94V216H93ZM205 217H206V216H205ZM217 217H218V216H217ZM233 217H234V216H233ZM33 218H35V219L33 220ZM39 218H40V217H39ZM42 219H43V217H42ZM99 219H101V218L99 217ZM220 219H221V218H220ZM249 219H250V218H249ZM61 220H63V219H61ZM111 220H112V219H111ZM204 220H205V219H204ZM251 220H252V219H251ZM255 220H256V219H255ZM255 220H254V222H255ZM9 221H10V220H9ZM97 221H98V220H97ZM107 221H108V220H107ZM209 221H210V220H209ZM249 221H250V220H249ZM252 221H253V220H252ZM7 222H8V221H7ZM35 222H36V221H35ZM37 222H38V220H37ZM110 222H111V221H110ZM256 222H257V220H256ZM39 223H40V221H39ZM93 223H94V222H93ZM204 223H205V222H204ZM261 223H262V222H261ZM47 224H48V223H47ZM47 224H44V225L46 226ZM97 224H98V223H97ZM253 224H254V223H253ZM39 225H40V226H43V224H39ZM68 225H69V224H68ZM86 225H87V224H86ZM208 225H209V224H208ZM220 225H221V223H220ZM226 225H227V224H226ZM60 226H62V225H60ZM81 226H82V225H81ZM91 226H92V225H91ZM218 226H219V225H218ZM228 226H229V225H228ZM253 226H254V225H253ZM255 226H256V224H255ZM260 226L262 227V224H261ZM37 227H39V226L37 225V226L34 227V228L36 229ZM56 227H57V226H56ZM230 227H231V226H230ZM246 227H247V226H246ZM246 227L244 228V230L246 229ZM250 227H251V226H250ZM261 227H260V229H261ZM17 228H18V227H17ZM42 228H44V227H42ZM48 228H50V227H48ZM48 228H44V230H45V229L50 230V229H48ZM208 228H209V227H208ZM210 228H211V227H210ZM228 228H229V227H228ZM231 228H232V227H231ZM231 228H230V229H231ZM235 228H236V227H235ZM235 228H234V229H235ZM19 229H20V227H19ZM37 229H38V228H37ZM65 229H66V228H65ZM211 229H212V228H211ZM234 229H233V230H234ZM255 229H257V227H256ZM20 230H21V229H20ZM38 230H40V229H38ZM38 230H36V232H37V234L39 233L40 237H41V236H45V235H42V233L40 234V231H38ZM41 230H42V229H41ZM44 230H42L43 233H45ZM63 230H64V228H63ZM66 230H67V229H66ZM208 230H209V229H208ZM212 230H214V229H212ZM216 230H217V229H216ZM226 230H227V229H226ZM226 230H225L224 232H227ZM228 230H229V229H228ZM231 230H232V229H231ZM233 230H232V231H233ZM34 231H35V230H34ZM34 231H33V232H34ZM64 231H65V230H64ZM84 231H85V230H84ZM238 231H239V229H238ZM242 231H243V230H242ZM256 231H257V230H256ZM256 231H251V232H256ZM23 232H24V231H23ZM81 232H83V231H81ZM81 232H80V233H81ZM102 232H103V231H102ZM111 232H112V231H111ZM229 232H230V231H229ZM229 232L226 233V234H229ZM240 232H241V231H240ZM244 232H245V231H244ZM258 232H259V231H258ZM28 233H29V232H28ZM31 233H32V232H31ZM46 233L49 234V231H48V232L46 231ZM230 233H231V232H230ZM233 233H234V232H233ZM237 233H238V232H237ZM260 233H261V231H260ZM29 234H30V233H29ZM34 234H36V233H34ZM47 234H46V235H47ZM58 234H59V233H58ZM246 234H247V233H246ZM248 234H249V233H248ZM248 234H247V235H248ZM39 235H38V236H39ZM49 235H50V234H49ZM49 235H48V236H49ZM52 235H55V234H52ZM56 235H57V234H56ZM69 235H72V234L69 233ZM90 235H91V234H89V236H90ZM217 235H218V234H217ZM237 235H238V234H237ZM255 235H256V237L259 236L258 234H255ZM38 236L36 235L34 238H32V242L34 243V245H35L38 249H40V248L43 249L44 252L42 251L41 253H45V252L47 253L48 250H53V248H55V246L57 245V243L61 242V240H62L61 238H59V237H60L59 235H58V236H59L58 239H53L52 241H48L49 238H48V239L46 238L47 241H45V239L43 240L42 237H41L42 239H40V237H38ZM48 236H46V237H48ZM149 236H150V235H149ZM226 236H227V235H226ZM226 236H225V238H227ZM250 236H251V235H250ZM252 236H253V235H252ZM55 237H56V236H55ZM70 237H71V236H70ZM73 237H74V236H73ZM85 237H86V236H85ZM239 237L241 238L240 235H239ZM245 237H246V235H245ZM62 238H63V237H62ZM145 238H146V237H145ZM242 238H243V237H242ZM250 238H251V237H250ZM64 239H65V238H64ZM73 239H74V238H73ZM88 239H89V238H88ZM227 239H228V238H227ZM232 239H233V238H232ZM253 239H254V238H253ZM212 240H213V239H212ZM233 240H234V239H233ZM236 240H237V239L235 238L234 241H236ZM26 241H27V240H26ZM110 241H111V240H110ZM27 243H28V242H27ZM55 243H56V245H55ZM132 243H133V242H132ZM63 244H64V243H63ZM77 244H78V243H77ZM91 244H92V243H91ZM95 244H96V243H95ZM94 246H95V245H94ZM85 247H86V245H85ZM80 248H81V247H80ZM87 249H88V248H87ZM166 250H167V249H166ZM92 251H93V249H92ZM195 251H196V250H195ZM68 252H69V251H68ZM46 253H45L44 255H46ZM34 254H35V253H34ZM90 254H91V253H90ZM41 255H42V254H41ZM44 255H43V256H44ZM52 256H55V252L52 253L51 258H52ZM80 256H81V255H80ZM193 256H194V255H193ZM76 257H77V256H76ZM53 258H54V257H53ZM55 258H57V257H55ZM55 258H54V260H55ZM79 258H80V257H79ZM156 258H157V257H156ZM87 259H89V258H87ZM149 259H150V258H149ZM192 259H193V258H192ZM20 260H21V259H20ZM40 260H41V256H40ZM42 260L44 261V262H43L44 264H51L50 262H52V261L49 260L48 256H45L44 259L42 258ZM42 260H41V261H42ZM54 260H53V261H54ZM73 260H74V259H73ZM130 260H131V259H130ZM154 260H155V259H154ZM12 261H13V260H12ZM14 261H15V259H14ZM17 261H18V260H17ZM17 261H16V263H17ZM20 262H22V261H20ZM20 262H18V263H20ZM70 262H71V261H70ZM84 262H86V261H84ZM6 263H7V262H6ZM14 263H15V262H14ZM39 263H40V262H39ZM41 263H42V262H41ZM53 263H54V262H53ZM86 263H88V261H87ZM139 263H140V262H139Z\"/></svg>",
	"mask_w": 264,
	"mask_h": 264
}]
</instances>
